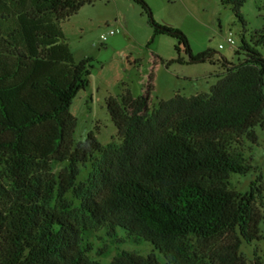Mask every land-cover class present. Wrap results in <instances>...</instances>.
Segmentation results:
<instances>
[{
	"label": "trees",
	"instance_id": "obj_1",
	"mask_svg": "<svg viewBox=\"0 0 264 264\" xmlns=\"http://www.w3.org/2000/svg\"><path fill=\"white\" fill-rule=\"evenodd\" d=\"M132 1L150 17L143 0ZM219 1L244 24L245 0ZM86 2L0 0V264H101L88 255L93 228L158 252L122 249L110 264H249L240 246L262 239L264 187L255 180L239 192L229 177L252 168L232 142L256 143L254 127H264V57L242 40L244 58L222 64L209 92L176 94L152 109L150 74L142 95L107 100L123 125L120 143L103 147L93 133L75 143L69 107L88 85L92 59L74 61L60 23ZM151 23L190 60L206 54H193L172 25ZM55 163L64 165L55 171ZM86 163L90 174L77 182Z\"/></svg>",
	"mask_w": 264,
	"mask_h": 264
},
{
	"label": "rangeland",
	"instance_id": "obj_2",
	"mask_svg": "<svg viewBox=\"0 0 264 264\" xmlns=\"http://www.w3.org/2000/svg\"><path fill=\"white\" fill-rule=\"evenodd\" d=\"M85 1L88 2L60 23L74 61L92 59L88 85L75 95L69 107V113L76 119L75 143L84 141L89 133H93L103 147L120 143L123 125L118 128L112 121L107 100L112 98L121 104L126 90L133 97L142 95L150 74L153 75L149 97L152 109L159 100L176 94L189 97L209 92L224 70L222 64H238L244 58L242 52L236 53L242 40L264 57V0H245L241 7L244 24L219 0H143L150 17L132 0ZM151 21L172 25L186 36L193 54H206L199 60H190L182 47L176 51L178 40L175 37L168 33L155 34ZM109 29L113 30V35L102 41L100 36ZM260 35L261 43L257 42ZM228 37L232 38L233 45L227 42ZM254 132L256 143L246 137L232 142V148L241 150L252 166L245 174L230 175V187L239 192L248 191L255 180L264 187V127L258 125ZM63 165L55 163V171ZM90 170V163L81 165L77 182H85ZM64 198L79 213V200L73 193L69 191ZM259 205L264 214V192ZM260 230L262 239L242 242L240 246V253L249 264L257 257L264 262V218ZM123 234L124 230L118 228V235ZM87 243L91 247L88 255L101 264H110L122 249L143 255L152 251L158 253L147 242L142 245L114 243L104 228L91 229Z\"/></svg>",
	"mask_w": 264,
	"mask_h": 264
},
{
	"label": "built area",
	"instance_id": "obj_3",
	"mask_svg": "<svg viewBox=\"0 0 264 264\" xmlns=\"http://www.w3.org/2000/svg\"><path fill=\"white\" fill-rule=\"evenodd\" d=\"M113 30L112 29H109V31H108V33L107 34H105V35H101L100 36V39L102 40V41H106L107 40V38H108V36H111V35H113ZM227 42L229 43V44H231V45H233V40H232V38H230V37H228L227 38Z\"/></svg>",
	"mask_w": 264,
	"mask_h": 264
}]
</instances>
